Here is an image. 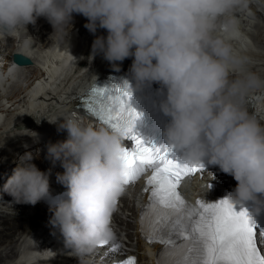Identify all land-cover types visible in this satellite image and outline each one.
<instances>
[{"label":"clouds","instance_id":"1","mask_svg":"<svg viewBox=\"0 0 264 264\" xmlns=\"http://www.w3.org/2000/svg\"><path fill=\"white\" fill-rule=\"evenodd\" d=\"M249 3L0 0V39L18 36L28 50L33 42L29 28L39 20L62 32L72 27L74 15L84 17V28L94 36L89 59L100 56L115 71L131 59L135 90L155 84L166 95L160 110L169 118L164 130L168 148L183 150L184 163L207 160L218 166L236 181L229 201L252 202L259 212L264 210V123L249 111L247 101L264 89V76L235 46L243 35L238 13ZM48 122L67 133L65 140L47 145L46 159L53 167L59 162L63 172L56 180L67 189V199L50 209L49 224L59 231L63 250L78 264H87L85 257L113 238V201L124 192L123 137L72 114ZM34 158L32 152L20 156L3 185L16 205H35L50 194L51 168L40 170ZM57 254L40 249L28 232L14 264H42Z\"/></svg>","mask_w":264,"mask_h":264},{"label":"bare ground","instance_id":"2","mask_svg":"<svg viewBox=\"0 0 264 264\" xmlns=\"http://www.w3.org/2000/svg\"><path fill=\"white\" fill-rule=\"evenodd\" d=\"M258 21L259 23L263 22L264 25V18ZM86 22L84 17L74 15L72 27L69 25L60 33V31L54 32L50 25L41 19L36 25L39 28V32H35L34 26H30L29 28L33 41L30 49L26 50L22 47L21 38L18 36H16V39H18L15 42L7 44L6 48H3L1 45L7 54V58L14 54H21L22 57L30 61V64L21 68L11 67L7 73L4 71L0 72V83L2 84L0 87V173L2 171L0 175V264H14L18 255V249L24 243L25 233L29 232L32 235L40 249H47V237L53 238L54 235L52 234L56 231L49 223L40 226L41 220L38 217L44 216V214L39 213L34 205H16L12 201V198L2 191L4 183L17 166L19 157L24 155L25 152H32L36 157L32 162L40 170L44 171L48 167H51V162L46 159L47 145L65 140L67 133H58L57 126L50 124L48 121L55 122L69 114L83 117V113L77 107L79 102L75 101L77 100L76 97L82 89L90 85V78L92 76L98 75L102 71L116 72L100 56H97L93 60L89 59L94 36L84 28ZM241 23L243 28H248L247 30L250 27L254 28L255 35L252 37L250 46L248 44L249 33H246L248 37L246 42L240 39L241 41H237L235 46L238 49H243V46H249L244 54L251 61L250 67L257 74L264 76V26L258 27V23L255 24L246 19H241ZM57 33L60 34L57 36ZM51 34L56 39L50 37ZM98 34L106 35V32L99 30ZM12 38L3 39V41L8 40L7 42H9ZM71 45L73 47L69 49ZM74 45L76 49L73 50ZM69 52L76 59H73L69 55ZM35 56L37 57L39 68L33 64ZM81 56L83 57L80 64L72 68V64L79 61ZM66 63L67 67L63 68ZM131 63V59L125 60L120 65V70L124 67L129 70ZM62 68L63 71H60ZM16 69L19 70L17 71ZM25 69H30V71L27 72ZM18 72L22 77L25 75L23 84L26 83L27 85L19 86L18 82H15L12 92L7 96V100H5L4 91L7 89L6 83H9L10 78L18 74ZM32 80H38V82L37 86L30 91V81ZM48 88H55V90L47 91L52 90ZM258 93L264 94V89L255 91L249 99L251 102L263 107L264 95L260 97ZM36 94L40 95L36 98ZM38 98L40 100L49 98L48 106L46 108L40 106L34 110L40 102ZM67 100V105L71 104L75 108L72 113L69 112L68 107L70 106L67 107L65 105ZM34 101L37 104L33 106L32 102ZM84 120L86 123H89L86 118ZM21 123L23 126H21ZM39 123L44 127L41 131L38 128L41 127ZM35 132L37 133L34 140ZM232 179V177H227L228 181H232ZM235 187L236 185L233 183H223L222 188L226 190L224 195L230 196L231 192H234ZM194 191L197 192L196 201L218 202L215 194L204 195L197 187ZM135 201L137 200H132L131 203V200L128 198L122 201L124 204L122 212L124 214L127 213L126 216L129 219L126 222V226L133 231L137 230L135 218L138 209L136 212L132 205ZM123 223L124 221L120 222L121 225ZM35 224L39 225L38 228L34 227L37 226ZM138 249L139 262L150 264V260L152 259H147L144 253H142L144 247L139 244ZM71 260L75 264H78L77 259H71L68 255L63 254L60 257L53 258L52 262L55 264H69ZM86 262L90 263L88 259H86ZM42 264H51V262L45 261Z\"/></svg>","mask_w":264,"mask_h":264},{"label":"snow or ice","instance_id":"3","mask_svg":"<svg viewBox=\"0 0 264 264\" xmlns=\"http://www.w3.org/2000/svg\"><path fill=\"white\" fill-rule=\"evenodd\" d=\"M131 96L127 82L112 88L95 85L81 98V106L106 128L133 142L131 150H123L122 191L147 175L143 192L148 194V205L141 210L139 223L149 245H162L157 264H264V224L246 209L235 211L227 199L187 203L179 188L186 178L202 173L204 165L170 159L169 148L162 152L146 147L133 133L139 117L129 106ZM117 204L114 200L113 210ZM108 244L105 240L98 246ZM120 248L113 243L110 252ZM115 264H136V259L127 257Z\"/></svg>","mask_w":264,"mask_h":264},{"label":"rangeland","instance_id":"4","mask_svg":"<svg viewBox=\"0 0 264 264\" xmlns=\"http://www.w3.org/2000/svg\"><path fill=\"white\" fill-rule=\"evenodd\" d=\"M34 29H35V32H39V28L38 27H36V25L33 27ZM37 28V29H36ZM61 33V32H60ZM60 33H57V36L60 34ZM50 37H52V38H55L56 39V37H54V35L53 34H51L50 35ZM54 39V40H55ZM6 41V40H5ZM8 41V40H7ZM10 42H6L5 44H1L4 48H6V45L7 44H9ZM25 71H27V72H29L30 71V69H25ZM74 99V98H73ZM67 102H68V100L65 102V105H67ZM70 103V102H69ZM68 106H70V107H68ZM67 107L69 108V112L70 113H72L74 110H75V108H73V106H71V104L69 105H67ZM77 109V108H76ZM2 174V171H1V173H0V175Z\"/></svg>","mask_w":264,"mask_h":264},{"label":"water","instance_id":"5","mask_svg":"<svg viewBox=\"0 0 264 264\" xmlns=\"http://www.w3.org/2000/svg\"><path fill=\"white\" fill-rule=\"evenodd\" d=\"M15 61L19 64V65H28L30 64V61L24 57H22L21 55H16L15 56Z\"/></svg>","mask_w":264,"mask_h":264}]
</instances>
